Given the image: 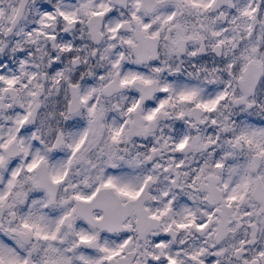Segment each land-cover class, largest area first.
Instances as JSON below:
<instances>
[{"label":"snow or ice","instance_id":"obj_1","mask_svg":"<svg viewBox=\"0 0 264 264\" xmlns=\"http://www.w3.org/2000/svg\"><path fill=\"white\" fill-rule=\"evenodd\" d=\"M0 264H264V0H0Z\"/></svg>","mask_w":264,"mask_h":264}]
</instances>
